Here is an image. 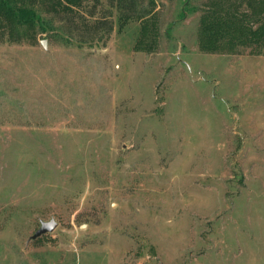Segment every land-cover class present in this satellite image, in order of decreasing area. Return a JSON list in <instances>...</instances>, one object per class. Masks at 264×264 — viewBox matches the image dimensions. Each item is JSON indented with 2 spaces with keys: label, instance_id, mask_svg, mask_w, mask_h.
<instances>
[{
  "label": "rangeland",
  "instance_id": "374dc122",
  "mask_svg": "<svg viewBox=\"0 0 264 264\" xmlns=\"http://www.w3.org/2000/svg\"><path fill=\"white\" fill-rule=\"evenodd\" d=\"M212 1L250 11L100 0L0 27V264H264V49L202 47Z\"/></svg>",
  "mask_w": 264,
  "mask_h": 264
},
{
  "label": "trees",
  "instance_id": "16d2710c",
  "mask_svg": "<svg viewBox=\"0 0 264 264\" xmlns=\"http://www.w3.org/2000/svg\"><path fill=\"white\" fill-rule=\"evenodd\" d=\"M90 1L100 0H0V27L8 31L10 38L19 35L20 27L32 33L38 28L50 33L54 13L71 12ZM244 1L250 11L237 10L236 3L232 7L212 1L214 7L209 5L211 8L200 17L202 47L216 51L223 43L228 49L243 45L264 49V0Z\"/></svg>",
  "mask_w": 264,
  "mask_h": 264
},
{
  "label": "water",
  "instance_id": "95a60500",
  "mask_svg": "<svg viewBox=\"0 0 264 264\" xmlns=\"http://www.w3.org/2000/svg\"><path fill=\"white\" fill-rule=\"evenodd\" d=\"M43 44L46 48V42L45 41H43ZM56 226H57V222L55 221L54 218H52L49 221H42L39 229H37L36 232L31 236V239H37L40 236H42L48 232H52L53 230H55Z\"/></svg>",
  "mask_w": 264,
  "mask_h": 264
}]
</instances>
